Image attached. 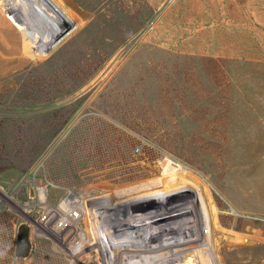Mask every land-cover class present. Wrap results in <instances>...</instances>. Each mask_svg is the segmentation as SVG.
Returning <instances> with one entry per match:
<instances>
[{"label": "rangeland", "instance_id": "rangeland-1", "mask_svg": "<svg viewBox=\"0 0 264 264\" xmlns=\"http://www.w3.org/2000/svg\"><path fill=\"white\" fill-rule=\"evenodd\" d=\"M45 3L0 0V264H47L70 188L204 194L221 235L264 248V0H50L64 21Z\"/></svg>", "mask_w": 264, "mask_h": 264}, {"label": "bare ground", "instance_id": "bare-ground-1", "mask_svg": "<svg viewBox=\"0 0 264 264\" xmlns=\"http://www.w3.org/2000/svg\"><path fill=\"white\" fill-rule=\"evenodd\" d=\"M45 1L46 10L64 21L50 0ZM22 7L18 5L17 12L25 15ZM18 13L15 14L17 18L24 20ZM24 21L30 29L37 25L31 19ZM54 30L57 35L62 31L59 28ZM19 39L18 57H23L28 55L30 47L26 40ZM7 42L8 39L0 35L2 56L6 55ZM180 169L181 164L171 159L164 166L170 177H175ZM46 195L43 186L39 187L35 199L48 204ZM163 195L146 200L130 197L134 200L128 202L118 200L121 196L117 192L92 190L77 193L75 189H68L56 205L46 206L48 213L54 215L48 227L55 238L52 242L54 253L45 262L182 264L184 257L191 254L192 260L197 262L202 258L204 264H242L244 261L264 264V255L260 253L264 248L259 247V242L221 235L217 212L204 194L178 201L174 193L168 198ZM37 260L33 258L31 264Z\"/></svg>", "mask_w": 264, "mask_h": 264}, {"label": "water", "instance_id": "water-1", "mask_svg": "<svg viewBox=\"0 0 264 264\" xmlns=\"http://www.w3.org/2000/svg\"><path fill=\"white\" fill-rule=\"evenodd\" d=\"M31 247L32 244L29 234H26L24 237H20L17 241L16 255H29Z\"/></svg>", "mask_w": 264, "mask_h": 264}, {"label": "flooded vegetation", "instance_id": "flooded-vegetation-1", "mask_svg": "<svg viewBox=\"0 0 264 264\" xmlns=\"http://www.w3.org/2000/svg\"><path fill=\"white\" fill-rule=\"evenodd\" d=\"M25 236V235H24ZM24 236H22V237H24ZM19 239V238H18ZM31 239V238H30ZM18 241V240H17Z\"/></svg>", "mask_w": 264, "mask_h": 264}]
</instances>
